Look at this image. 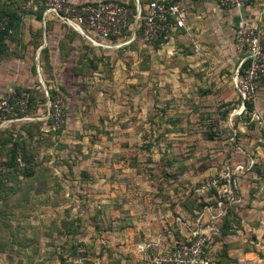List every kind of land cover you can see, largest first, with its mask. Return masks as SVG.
I'll return each instance as SVG.
<instances>
[{"label": "rangeland", "instance_id": "obj_1", "mask_svg": "<svg viewBox=\"0 0 264 264\" xmlns=\"http://www.w3.org/2000/svg\"><path fill=\"white\" fill-rule=\"evenodd\" d=\"M247 5L264 24V0ZM209 25L84 39L56 80L59 126L43 107L0 126V264H160L191 230L217 264H264V121L240 114L235 58ZM226 160L249 171L240 220L229 230L224 210L207 231L216 205L193 189Z\"/></svg>", "mask_w": 264, "mask_h": 264}, {"label": "built area", "instance_id": "obj_2", "mask_svg": "<svg viewBox=\"0 0 264 264\" xmlns=\"http://www.w3.org/2000/svg\"><path fill=\"white\" fill-rule=\"evenodd\" d=\"M216 5L241 11L246 9L248 0H211ZM44 15L54 14L78 32L91 33L103 41L121 39L136 27L140 28V39L154 43L167 38L172 32L187 29L188 9L179 0H147L145 14L130 13L126 4L105 0L97 3H77L75 0H42ZM9 24V17L0 16V33ZM234 49L238 58L235 90L240 98V113L246 103H254L260 85L264 81V30L260 25L244 23L236 27L233 34ZM30 93L27 90H9L0 95V125L21 119L27 108ZM48 100V99H47ZM54 126L63 118V100L57 95L47 101V115ZM16 162L23 165L20 154ZM243 171L240 165L226 161L220 172L202 182L195 191L202 197H215L216 211L211 214L212 222L207 231H217V222L229 206L239 203L237 176ZM215 190L216 193H212ZM210 211V207H207ZM206 238L198 230L192 231L186 241L168 247L160 257V264H217L206 251Z\"/></svg>", "mask_w": 264, "mask_h": 264}, {"label": "crops", "instance_id": "obj_3", "mask_svg": "<svg viewBox=\"0 0 264 264\" xmlns=\"http://www.w3.org/2000/svg\"><path fill=\"white\" fill-rule=\"evenodd\" d=\"M75 1L77 3H97L105 0ZM115 1L126 4L131 13L140 12L145 14L147 8V0ZM179 1L186 6L189 13L187 29L182 31H189L192 28H197L198 30L208 29L211 27L209 24L212 23L215 25L216 33L223 37L224 48L232 53L236 64L238 63V58L233 41L236 27L244 23L263 24L261 20L257 19L258 12H255L248 5L246 9L237 11L220 7L211 0ZM37 2L36 0H17L14 3L18 13L21 15V19L18 27L13 28L12 33L5 36L0 45V95L9 90L40 89L42 87L46 99H48L46 90H48L50 96L49 89L58 88L56 80L61 75L60 72L63 71L62 65L67 63L66 59H71L69 53L71 54L72 51L78 50L79 45L81 52H83L84 39L90 44L97 46L102 45V43H113V41H103L91 33L84 35L74 29L77 32L75 33L72 27L62 22L56 15L51 13L42 15L39 10H35L38 7ZM176 32L178 31L172 32L170 37ZM73 70L74 66L70 68V73H73ZM249 115L252 116V120L258 119L260 123L264 121V85L259 88L257 98L252 103V110ZM45 117L46 115L41 116V118ZM260 118L263 119L262 122ZM23 119L33 118L25 116L5 124ZM237 165L243 167V171L238 174L237 178L239 175L249 174V171H246L247 167H244L246 165Z\"/></svg>", "mask_w": 264, "mask_h": 264}, {"label": "trees", "instance_id": "obj_4", "mask_svg": "<svg viewBox=\"0 0 264 264\" xmlns=\"http://www.w3.org/2000/svg\"><path fill=\"white\" fill-rule=\"evenodd\" d=\"M17 0H0V16L2 15H6L9 17V24L8 26L6 27V29L4 31H2L0 33V45H1V42L3 40V38L9 34L12 33V29L15 28V27H18V24H19V20L21 19V15L18 13L16 7L14 6V3H16ZM38 1V7L35 9V10H39L40 13L43 15V12H44V6L41 5V2L42 0H36ZM128 10H129V7L127 6ZM129 12L131 13V11L129 10ZM135 13V12H134ZM262 27V29L264 30V24L260 25ZM75 33H77L74 29H72ZM180 31V30H179ZM182 31V30H181ZM132 34V31L129 30L127 31L126 33H124V36L125 39L129 38ZM122 37V38H123ZM139 38L140 39V28H138V34H137V37L136 39ZM166 38H160L158 40L161 41V40H164ZM119 39L117 38H114L113 41H117ZM17 92L19 93L21 91V89H16ZM24 90H27L29 93H30V99H29V103H28V108H27V112H25L22 116H33V111H37V109H40L41 107H43V109L47 112V99H46V95H45V92L42 90V87H40V89L38 88H35V89H24ZM49 92H50V98L53 99L55 96L59 95V91H58V88H50L49 89ZM237 94V93H236ZM61 97V96H60ZM237 98L238 100L240 101V98L239 96L237 95ZM252 110V104L250 103H246V106H245V109L244 111L242 112H251ZM31 112V113H29ZM18 151H20L18 149V147L16 149H14L13 151V167H17V162H16V158H17V155L20 154ZM21 152V151H20ZM21 156V159L22 158V152L20 154ZM226 161H229V160H226ZM225 161V162H226ZM224 162V163H225ZM231 162V161H230ZM223 163V164H224ZM223 166V165H222ZM222 168V167H221ZM205 182V181H204ZM201 184V183H200ZM199 184V185H200ZM199 185H196V186H199ZM196 189V188H195ZM195 189H193V191L196 193ZM216 193L215 190L212 191V193ZM237 194L238 196L240 197V202L242 200V197H241V193H240V190L238 188L237 190ZM196 195L199 197V198H202L201 195H199L198 193H196ZM212 195V194H211ZM211 199L210 200H213L215 205H216V199L215 197L211 196ZM239 202V203H240ZM238 203H235L231 206H229L225 211L226 213L223 215V218H225V221L227 223V226H228V229L231 230V231H236V228L235 226L237 227L238 223H239V216H238V213L236 212L235 210V207L237 206ZM203 207V206H202ZM232 222H236L237 224L234 225L232 224ZM190 234H191V231L188 233V238L190 237ZM187 238V239H188ZM186 241V240H185ZM178 243V242H177ZM211 257V256H210Z\"/></svg>", "mask_w": 264, "mask_h": 264}, {"label": "water", "instance_id": "obj_5", "mask_svg": "<svg viewBox=\"0 0 264 264\" xmlns=\"http://www.w3.org/2000/svg\"><path fill=\"white\" fill-rule=\"evenodd\" d=\"M135 36H136V27L134 28V34H133V37L131 38V40L134 39ZM44 86H45V85H44ZM45 90H46V89H45ZM46 92H47V96H48V100H49L48 90H46Z\"/></svg>", "mask_w": 264, "mask_h": 264}]
</instances>
